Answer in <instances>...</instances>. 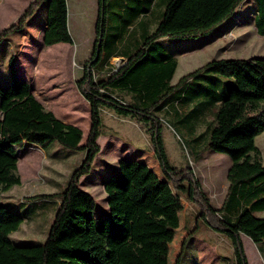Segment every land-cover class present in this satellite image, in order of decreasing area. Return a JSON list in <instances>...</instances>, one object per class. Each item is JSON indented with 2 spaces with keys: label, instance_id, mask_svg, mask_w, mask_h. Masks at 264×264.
<instances>
[{
  "label": "trees",
  "instance_id": "1",
  "mask_svg": "<svg viewBox=\"0 0 264 264\" xmlns=\"http://www.w3.org/2000/svg\"><path fill=\"white\" fill-rule=\"evenodd\" d=\"M96 1L92 53L76 81L89 106L90 128L84 145L82 131L46 111L30 84L17 76L14 60L8 61L11 83L0 90V264H168L182 198L198 205L197 218L230 242L235 264H248L242 236L255 245L264 261V218L257 216L264 213V164L255 145L256 137L264 132V58L212 60L171 85L177 61L163 44L165 39L207 36L232 18L245 0H118L122 12L114 30L107 27L109 0ZM157 1L161 4L154 13ZM43 4L42 46L71 44L66 0H33L17 24L1 31L0 45L21 31ZM256 5L253 24L256 33L264 36V0H257ZM114 59H119L118 65ZM202 72L214 73L225 82L223 91L212 97L217 111L204 148L230 159L227 189L218 208L210 206L189 169L170 163L162 124L154 113L176 112L185 85H194ZM199 88L211 93L210 87L200 84ZM105 109L148 126L161 178L143 161L120 160L116 172L103 180L108 211L96 216L94 199L78 184L90 173L99 153L97 140ZM51 143L84 152L82 162L62 193L40 196L41 200H58L43 243L16 245L9 235L32 218L11 211V203L2 196L20 184L19 153L29 146L44 151ZM201 152L195 153L196 158Z\"/></svg>",
  "mask_w": 264,
  "mask_h": 264
},
{
  "label": "rangeland",
  "instance_id": "2",
  "mask_svg": "<svg viewBox=\"0 0 264 264\" xmlns=\"http://www.w3.org/2000/svg\"><path fill=\"white\" fill-rule=\"evenodd\" d=\"M32 1L0 0V33L17 24ZM117 1L109 0L107 27L111 30L119 24L118 14L122 12ZM66 3L72 43L42 46L40 36L45 4L41 5L21 31L11 34L0 45V90L11 83L8 61L12 58L17 76L30 84L37 101L61 122L79 128L83 133L81 145H84L90 128L89 106L80 95L76 81L81 78L83 66L92 53L97 1L66 0ZM160 4L161 1L156 2L154 13ZM256 4L257 0H245L232 18L200 39H165L164 46L177 61L171 85L212 60L264 58V36L256 33L252 20ZM113 64L118 65L119 60H113ZM201 75V79H194L191 87L185 85L182 103L175 107L176 112L171 114L166 109L154 113L162 124V138L170 163L178 169H189L210 206L218 208L227 189L230 159L221 153L205 152L204 148L217 111L212 97L214 92L223 91L225 82L216 79L214 73L202 72ZM200 84L204 89L210 87L211 101L208 90L199 88ZM101 120V136L97 140L99 153L90 173L81 177L78 184L81 191L94 199L96 216L107 213L103 180L116 172L120 160L143 161L161 178L146 131L148 126L106 109L102 111ZM255 145L264 164V132L256 137ZM197 151H202L199 158L195 156ZM29 152L31 155H25L17 163L20 184L2 196L4 201L11 202V211L32 218L9 235L11 242L22 246L38 245L46 239L58 200H41L40 196L62 193L84 156V152L66 149L57 143L47 146L44 154L35 148ZM29 200L34 201L20 204ZM182 203L180 225L169 245L168 264H176L183 245L179 264H235L230 242L197 218L198 205L184 198ZM258 216L264 218V213ZM242 242L248 264H264L252 242L243 237Z\"/></svg>",
  "mask_w": 264,
  "mask_h": 264
},
{
  "label": "crops",
  "instance_id": "3",
  "mask_svg": "<svg viewBox=\"0 0 264 264\" xmlns=\"http://www.w3.org/2000/svg\"><path fill=\"white\" fill-rule=\"evenodd\" d=\"M43 22H44V20H43ZM44 24V23H43ZM43 24H42V28H43ZM42 28H41V36H40V38H41V40H42ZM115 60V59H114ZM119 60V59H118ZM31 87V86H30ZM31 92H32V90H31ZM82 142V141H81ZM28 148V149H27ZM27 148H25V150L23 151V152H21V154L19 153V160H21L25 155H31V152H29L30 150H31V148H35V149H37L38 151H40V152H42L43 153V151H41L39 148H36V147H33V146H29V147H27ZM44 154V153H43ZM19 160H18V162H19ZM16 187V186H15ZM13 188V187H12ZM11 188V189H12ZM11 189L10 190H8L7 192H10L11 191ZM7 192H5V193H7ZM3 198V197H2ZM4 201V200H3ZM4 202H7V203H11V202H9V201H4ZM108 211V210H107ZM259 214V213H258ZM258 214H257V216H258ZM258 217H260V216H258ZM27 220H25L23 223H25ZM243 238H246V237H244V236H242ZM242 237H241V240H242ZM243 243V242H242ZM253 244V243H252ZM254 245V244H253ZM255 246V245H254ZM260 254V253H259Z\"/></svg>",
  "mask_w": 264,
  "mask_h": 264
},
{
  "label": "water",
  "instance_id": "4",
  "mask_svg": "<svg viewBox=\"0 0 264 264\" xmlns=\"http://www.w3.org/2000/svg\"><path fill=\"white\" fill-rule=\"evenodd\" d=\"M106 203H107V200H106Z\"/></svg>",
  "mask_w": 264,
  "mask_h": 264
}]
</instances>
